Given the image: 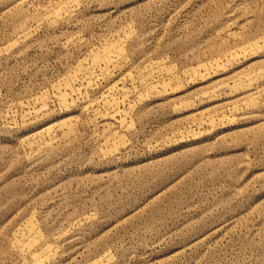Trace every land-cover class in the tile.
<instances>
[{"label": "rangeland", "instance_id": "obj_1", "mask_svg": "<svg viewBox=\"0 0 264 264\" xmlns=\"http://www.w3.org/2000/svg\"><path fill=\"white\" fill-rule=\"evenodd\" d=\"M0 264H264V0H0Z\"/></svg>", "mask_w": 264, "mask_h": 264}]
</instances>
